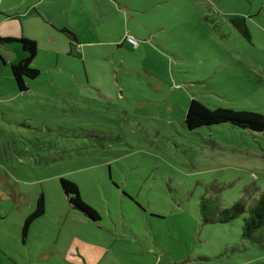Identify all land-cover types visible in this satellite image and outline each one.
Returning <instances> with one entry per match:
<instances>
[{
  "label": "rangeland",
  "instance_id": "obj_1",
  "mask_svg": "<svg viewBox=\"0 0 264 264\" xmlns=\"http://www.w3.org/2000/svg\"><path fill=\"white\" fill-rule=\"evenodd\" d=\"M121 1H66L60 22L78 45L69 47L67 33L53 50L43 43L31 63L39 75L25 79L26 90L9 80L0 56L2 250L20 256L19 227L42 193L45 211L31 225L60 219L63 231L50 237L63 247L70 229L106 245L97 264H259L264 248L241 238V217L203 223L198 202L256 198L264 189V132L228 123L188 130L184 113L194 98L264 115V9L246 21L245 38L196 4L177 7L174 21L164 20L170 6L148 0L145 12H130ZM227 1L224 12L241 8ZM130 34L136 46L122 42ZM59 177L77 185L97 221L69 205Z\"/></svg>",
  "mask_w": 264,
  "mask_h": 264
},
{
  "label": "crops",
  "instance_id": "obj_2",
  "mask_svg": "<svg viewBox=\"0 0 264 264\" xmlns=\"http://www.w3.org/2000/svg\"><path fill=\"white\" fill-rule=\"evenodd\" d=\"M66 1L72 2L75 0H19L18 3L17 0H15L12 1L14 4L12 2L3 4L2 0H0V37H13L15 39L26 37L35 41L37 50L40 46H43V43H45V45L49 44L53 50V47L55 43L57 44V40L59 38L58 34L65 33L61 31V29L67 28L74 34L76 33L71 26L66 24L65 21L64 24L60 22V20L63 19V16L65 19L67 14L68 6ZM123 1L124 5L130 12H145L147 10L146 7L148 5V0H139L138 2L136 0ZM149 1L151 7L154 8L156 6L175 7L173 8L174 10L171 8L173 12H171L170 15H166L164 18V20L169 18L171 20L174 19V21H179L180 18L177 15V7L183 6V4H190V6L196 4L200 14L204 13V8L206 12L210 13V15L211 11H213L215 12V15L217 14V16H222L225 20H228L229 23L230 19L235 17H243L245 18V21L253 20V17L258 16L264 9V0H239L241 8L228 13L222 10V6L228 3L227 0ZM249 6H252L251 10H249ZM202 17L203 15H201V18ZM54 18H57V20H54ZM157 20L161 21V19ZM182 20L189 22L186 18ZM188 22H185V24H188ZM157 27L158 29H163L162 26ZM247 28L250 36L251 32L248 25ZM64 35L67 38L69 47L72 46V42H74L75 46L78 45V38L76 34L75 39H71L67 34ZM11 42H16L14 47H11V45L5 46V44L10 42L0 43V56L2 59H5V64L9 63V68L12 63L19 61L25 56V53L21 49L19 43L17 41ZM122 42H125L124 37ZM12 50L16 56L13 55L10 59L8 54H11L10 52ZM9 80H12V76H10ZM57 214L59 215L60 213L58 212ZM53 223L54 224H52V226L51 224H48L46 227H43L42 225L34 227V225L30 224L25 240L22 241L20 236L21 241H17V244H21L23 246V248L19 251L20 256L17 257V259H11L8 256V252L2 250L1 245H4L5 238L3 239V237L0 236V264H49L52 257L56 258L58 261L51 264H97L105 256L106 252L109 251V248L105 247L106 245L87 240L81 236V233L72 232V229H70L71 238L68 241V244L63 247V245L58 242L57 237L54 239H51L50 237L52 230H56L57 232L59 231V233L63 231V223L60 219H58V223ZM4 225L5 223L0 225V233L2 235L5 231ZM20 228L21 225L19 227V233ZM11 244L12 241L7 242L5 248L10 247ZM19 260H21V262Z\"/></svg>",
  "mask_w": 264,
  "mask_h": 264
},
{
  "label": "trees",
  "instance_id": "obj_3",
  "mask_svg": "<svg viewBox=\"0 0 264 264\" xmlns=\"http://www.w3.org/2000/svg\"><path fill=\"white\" fill-rule=\"evenodd\" d=\"M230 23L245 38L249 37L245 18H231ZM61 31L67 33L71 39H75V34L69 29L63 28ZM11 41H17L25 53L23 58L10 65V73L14 85L18 91H23L27 89L25 79H33L39 75V70L31 66L37 53V45L35 41L26 37L19 39L0 37V43ZM219 123H228L253 132H264V115L261 112L252 109H234L221 106L209 107L197 99L191 98L189 100L184 113V125L188 130ZM59 184L72 208L80 211L92 221H97L100 218L97 210L81 198L78 187L73 181L59 177ZM256 188L253 187L252 191L255 192ZM244 189L245 191L249 190L248 187ZM44 210L45 202L43 194L40 193L35 199L33 209L22 221L20 228L22 241L27 236L30 224L40 217ZM198 213L203 223H228L241 217V238L256 244L260 248H264V189L258 192V195L251 203L244 199H238L228 206H222L217 196H201L198 202ZM259 264H264V259Z\"/></svg>",
  "mask_w": 264,
  "mask_h": 264
},
{
  "label": "built area",
  "instance_id": "obj_4",
  "mask_svg": "<svg viewBox=\"0 0 264 264\" xmlns=\"http://www.w3.org/2000/svg\"><path fill=\"white\" fill-rule=\"evenodd\" d=\"M124 40L130 46H136L138 44L137 40L131 35H125Z\"/></svg>",
  "mask_w": 264,
  "mask_h": 264
}]
</instances>
